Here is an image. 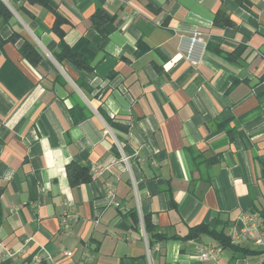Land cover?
<instances>
[{"label":"crops","instance_id":"obj_1","mask_svg":"<svg viewBox=\"0 0 264 264\" xmlns=\"http://www.w3.org/2000/svg\"><path fill=\"white\" fill-rule=\"evenodd\" d=\"M0 2V264H264V0Z\"/></svg>","mask_w":264,"mask_h":264},{"label":"built area","instance_id":"obj_2","mask_svg":"<svg viewBox=\"0 0 264 264\" xmlns=\"http://www.w3.org/2000/svg\"><path fill=\"white\" fill-rule=\"evenodd\" d=\"M178 49L183 54L184 58L192 65H197L201 56L206 50V40L203 38L199 31H192L189 33H180L178 41ZM129 156L122 155L123 160H127ZM103 167L101 165H94L91 168V173L93 176L99 174L102 171ZM108 192H112L111 189H108ZM68 216V215H67ZM243 218L247 219L250 222V225L247 226L243 231L239 232L235 228H231L228 232L231 242L237 243L241 238H246L247 236L252 239L253 243L256 245L262 244L261 231H260V219L257 212H248L243 215ZM61 226L63 229L68 227V224L65 219L62 220ZM199 258L202 260H215L221 253V248L212 243H206L201 245L198 248ZM64 255H71V251L64 250ZM47 259H50L48 256ZM42 259L41 255H37L34 258L35 262H38Z\"/></svg>","mask_w":264,"mask_h":264},{"label":"trees","instance_id":"obj_3","mask_svg":"<svg viewBox=\"0 0 264 264\" xmlns=\"http://www.w3.org/2000/svg\"><path fill=\"white\" fill-rule=\"evenodd\" d=\"M0 16L3 19H7L10 16L9 10L0 2ZM26 47V45H24ZM58 61H61L63 58H68L74 61L75 64L82 68L89 69L90 62L92 60V53L87 49L85 40H80L78 44L72 48L68 47L64 42L60 41L59 51L55 54ZM75 164H72L73 167ZM76 168H79V172L74 174L70 172V176L73 177V180L78 182L79 180H87L89 178V174L87 173L84 167H79V165H75ZM198 231L206 232L210 235H213L216 239L220 241L222 246L234 247V245L230 244L229 238L223 233H217L214 230L208 229L206 225H199L195 227ZM193 232V230H192Z\"/></svg>","mask_w":264,"mask_h":264}]
</instances>
